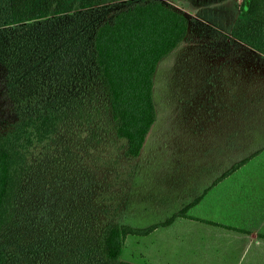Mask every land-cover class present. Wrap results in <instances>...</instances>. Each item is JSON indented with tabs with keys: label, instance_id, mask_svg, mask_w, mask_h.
Returning a JSON list of instances; mask_svg holds the SVG:
<instances>
[{
	"label": "trees",
	"instance_id": "1",
	"mask_svg": "<svg viewBox=\"0 0 264 264\" xmlns=\"http://www.w3.org/2000/svg\"><path fill=\"white\" fill-rule=\"evenodd\" d=\"M239 13L227 34L165 0H0V264H133L127 236L186 217L189 206L143 229L112 220L93 154L121 142L123 163L139 158L158 65L192 32L264 66V0Z\"/></svg>",
	"mask_w": 264,
	"mask_h": 264
},
{
	"label": "rangeland",
	"instance_id": "2",
	"mask_svg": "<svg viewBox=\"0 0 264 264\" xmlns=\"http://www.w3.org/2000/svg\"><path fill=\"white\" fill-rule=\"evenodd\" d=\"M165 1L230 34L242 0ZM203 30L208 37L218 36L210 28ZM205 35L192 32L187 42L158 65L153 90L156 121L139 158L123 163L119 158L121 142L101 146L93 154L99 164L98 176L107 177L97 200L118 224L143 229L164 222L182 210L178 202L182 195L188 200L191 192L200 193L216 175L212 165L227 153L229 143L234 147L231 161L238 159L236 145L248 137L255 139L256 146L264 143V66L247 58L241 45L232 42L229 46L240 52L243 60L236 59L237 53L231 50L229 54L219 51V46L211 47L212 40ZM221 41L216 39L218 45ZM228 126L244 128L250 134L231 135L230 140L222 130L212 133ZM196 176L200 183L192 190ZM172 229L160 228L145 238L127 236L121 258L144 264L142 255L154 250L175 260L170 239L175 231L168 233Z\"/></svg>",
	"mask_w": 264,
	"mask_h": 264
},
{
	"label": "crops",
	"instance_id": "3",
	"mask_svg": "<svg viewBox=\"0 0 264 264\" xmlns=\"http://www.w3.org/2000/svg\"><path fill=\"white\" fill-rule=\"evenodd\" d=\"M220 130L230 140L231 135L250 134L244 128L232 130L229 126L212 133ZM254 141L248 137L237 144L238 159L233 161L230 156L234 147L229 143L227 153L212 165L216 175L202 191L191 192L188 200L184 195L176 198L180 209L189 206L186 217H178L142 236L173 227L168 233L175 231L174 238L170 237L175 245V260L149 250L143 252L144 264H264V143L256 146ZM237 164L241 165L222 177ZM192 182L195 190L200 183L198 176Z\"/></svg>",
	"mask_w": 264,
	"mask_h": 264
}]
</instances>
